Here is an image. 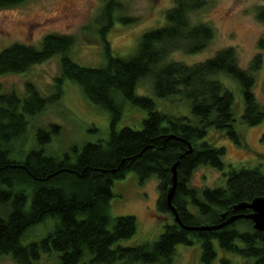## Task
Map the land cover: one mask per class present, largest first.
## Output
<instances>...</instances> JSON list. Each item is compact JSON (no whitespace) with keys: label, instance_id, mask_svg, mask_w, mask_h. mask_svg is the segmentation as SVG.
I'll list each match as a JSON object with an SVG mask.
<instances>
[{"label":"trees","instance_id":"1","mask_svg":"<svg viewBox=\"0 0 264 264\" xmlns=\"http://www.w3.org/2000/svg\"><path fill=\"white\" fill-rule=\"evenodd\" d=\"M25 1L0 0V8ZM205 6L206 0H173L165 12V23L145 31L132 54L120 56L112 52L106 32L113 24L114 10L121 5L108 0L100 27L105 61L97 67L80 65L70 56L76 42L72 35L48 33L38 45L15 42L0 50V75L26 72L54 56L59 57L60 70L47 96L30 81L25 82L22 95L0 89V255H9L15 264H37L42 254L52 251L57 253L58 264H170L176 245L188 246L196 240L200 264H232L226 254L243 259L242 264H264V231L254 230L251 220L239 218L216 230L191 231L174 221L166 203L176 161L172 205L185 225H216L233 213H248L247 209L233 212V206L264 195L261 163L229 170L224 187L189 185L192 172L200 165L224 168V148L204 139L208 128L221 130L240 144L233 126L234 97L219 75L231 77L239 85L244 122L252 126L264 120V106L253 93L260 53L247 69L239 66L233 47L192 64L163 63L176 51L194 54L209 45L212 27L190 18ZM256 18L264 23V3L257 7ZM117 19L125 24L136 20L122 14ZM258 47L264 49V35ZM145 78L151 80L157 97L180 94L187 98L197 121L159 111L151 97L136 94L137 83ZM65 79L77 83L90 102L108 112L107 138L51 154L46 146L53 135L61 133V126L53 123L37 128L34 147L27 153L13 156L17 152L13 144L25 140L28 119L60 100ZM121 101L147 112L140 129L116 128ZM128 171L141 184L152 176L158 179L156 208L169 214L171 222L155 241L121 246L116 242L135 233L136 220L133 215L111 219L109 209L113 182ZM224 212L227 215L222 218ZM47 218L54 220L53 229L22 243L26 232ZM216 246L222 252L218 262Z\"/></svg>","mask_w":264,"mask_h":264},{"label":"rangeland","instance_id":"2","mask_svg":"<svg viewBox=\"0 0 264 264\" xmlns=\"http://www.w3.org/2000/svg\"><path fill=\"white\" fill-rule=\"evenodd\" d=\"M107 2L108 0H27L22 4L0 8V50L15 42L38 45L48 33L72 35L76 42L70 49V56L80 65L97 67L105 61L100 27L104 23L102 16ZM115 2L121 7L114 10L113 24L106 32V38L112 52L120 56L132 54L145 31L163 25L166 10L173 6V0ZM263 3L264 0H206V6L192 12L190 18L192 22L201 21L212 27L213 37L209 45L194 54L176 51L163 63L176 60L192 64L212 57L222 48L233 47L239 66L247 69L252 59L260 53L261 64L253 73V93L264 106V49L258 47V41L264 35V23L256 18V9ZM119 14L129 15L136 20L134 23H122L117 19ZM59 72V57L54 56L41 64L33 65L26 72L0 75V89L4 92L13 90L22 95L25 82L30 81L41 94L47 96L52 92L54 77ZM217 78L233 94V126L240 144H236L223 131L208 128L204 139L224 148V168L218 170L210 165L198 166L189 180V185L196 188L224 187L229 170L249 168L259 163L264 166V120L256 125H247L242 118L244 101L239 85L225 75ZM135 93L151 97L159 111L185 116L192 123L197 121L187 98L180 94L167 98L157 97L149 78L137 83ZM121 104L122 115L116 128L140 129L147 112L130 101H121ZM53 123L61 126V133L53 135L46 146L47 152L51 154L67 151L73 145L103 140L109 132L108 112L90 102L77 83L65 79L60 100L28 119L25 140H18L13 144L17 149L13 156L27 153L34 147L37 128H45ZM111 189V219L120 215H133L136 220L135 233L118 240L115 245L133 246L157 240L164 231L165 224L171 222L169 214L161 213L156 208L158 179L152 176L141 184L137 175L128 171L123 178L114 180ZM53 227L54 220L47 218L31 227L22 238V243L37 240ZM216 249L218 262L222 252L217 246ZM226 256L232 260V264L243 263V259L239 257L230 254ZM0 264L15 263L9 255H0ZM37 264H58L57 253L52 251L42 254ZM114 264L120 262L116 261ZM170 264H200L199 242L194 240L192 245H176Z\"/></svg>","mask_w":264,"mask_h":264},{"label":"water","instance_id":"3","mask_svg":"<svg viewBox=\"0 0 264 264\" xmlns=\"http://www.w3.org/2000/svg\"><path fill=\"white\" fill-rule=\"evenodd\" d=\"M168 138H178L174 135H169ZM179 139V138H178ZM183 155H181L182 157ZM133 157L132 159H134ZM178 161H176L172 167V175H171V185L169 186L167 193H166V203L168 205V208L173 214L174 221L182 228L191 230V231H208V230H216L220 227L227 225L231 222H234L235 220L239 218L249 219L252 222V227L254 230L257 231H264V195L255 197L251 201L248 202H240L233 206V212H237L240 210L247 209L249 210L248 213H233L230 216H228L224 221H222L219 224L216 225H208V224H202L197 226H188L182 223V221L179 218V215L175 209V207L172 205V198L177 186V167ZM227 215V212H224L221 214V217L224 218Z\"/></svg>","mask_w":264,"mask_h":264}]
</instances>
